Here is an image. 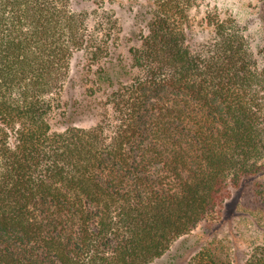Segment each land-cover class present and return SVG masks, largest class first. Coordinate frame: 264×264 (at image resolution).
<instances>
[{
    "label": "trees",
    "instance_id": "obj_1",
    "mask_svg": "<svg viewBox=\"0 0 264 264\" xmlns=\"http://www.w3.org/2000/svg\"><path fill=\"white\" fill-rule=\"evenodd\" d=\"M79 2L0 0V264H148L230 186L264 223V66L235 20L206 14L212 38L193 48L192 1L151 0L120 47L116 22L90 31ZM76 53L86 103L62 101ZM99 95L102 118L79 125ZM190 264H231L228 247Z\"/></svg>",
    "mask_w": 264,
    "mask_h": 264
},
{
    "label": "rangeland",
    "instance_id": "obj_2",
    "mask_svg": "<svg viewBox=\"0 0 264 264\" xmlns=\"http://www.w3.org/2000/svg\"><path fill=\"white\" fill-rule=\"evenodd\" d=\"M151 0H80L75 4L77 10L88 11L87 21L90 31H95V25L105 20H112L113 33L108 41H118L119 46L123 47L138 43V35L132 34L133 17L136 18L137 12L145 9ZM189 8V24L192 29L193 37H189L187 43L194 46L209 41L212 38V32L206 25L204 16L212 13L220 18L231 17L241 28L248 42L249 49L254 58L264 66V53H261L263 42V27L260 18V1L259 0H191ZM118 26H122L120 30ZM129 28L130 31L128 30ZM104 32V31H103ZM140 27L137 28V33ZM117 36H120L119 39ZM133 36V37H131ZM99 38H104V34L99 33ZM127 42V43H126ZM196 44V45H195ZM75 54L72 60L71 75L73 77V87L66 86L62 101L75 100L81 98L83 103L88 102L90 97L85 96L91 90L90 83L83 82L85 75L83 65L88 64L86 54ZM78 63V64H77ZM96 63L92 65L95 68ZM82 67V68H81ZM77 83V84H76ZM95 96V95H94ZM96 96V115L88 111L82 115V120L76 122L81 126H90L97 123L102 118L104 111L103 104H106L105 95ZM101 101V103H100ZM103 105V106H102ZM65 108L64 105L57 107L53 113L54 121L60 118V112ZM111 113L110 106L108 107ZM107 121V120H106ZM58 122V121H56ZM58 123H53L54 129H59ZM220 240L228 247L231 264H245L247 258L256 246H264V223L259 214H253L244 211L238 200V194L230 186L226 189L224 197L218 201L213 212L206 218L202 219L192 230L177 238L171 247L159 258L148 264H190L191 259L198 250L207 242Z\"/></svg>",
    "mask_w": 264,
    "mask_h": 264
}]
</instances>
